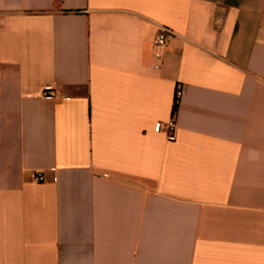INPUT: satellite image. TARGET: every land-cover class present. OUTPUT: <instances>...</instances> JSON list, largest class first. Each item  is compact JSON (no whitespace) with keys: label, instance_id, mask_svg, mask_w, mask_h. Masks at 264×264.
I'll return each instance as SVG.
<instances>
[{"label":"crops","instance_id":"crops-1","mask_svg":"<svg viewBox=\"0 0 264 264\" xmlns=\"http://www.w3.org/2000/svg\"><path fill=\"white\" fill-rule=\"evenodd\" d=\"M0 264H264V0H0Z\"/></svg>","mask_w":264,"mask_h":264},{"label":"built area","instance_id":"built-area-1","mask_svg":"<svg viewBox=\"0 0 264 264\" xmlns=\"http://www.w3.org/2000/svg\"><path fill=\"white\" fill-rule=\"evenodd\" d=\"M172 36H174V32L167 28L161 29L156 35V38L154 40V46L156 48L154 53V59H155V67L158 69L162 66L164 51L168 45V41L170 37ZM172 127L173 124L171 125V130L169 131L170 140L174 139V133L172 131ZM157 128L159 130L161 128V125L158 124ZM35 179L38 182H43L45 180V176L43 173H36Z\"/></svg>","mask_w":264,"mask_h":264},{"label":"trees","instance_id":"trees-1","mask_svg":"<svg viewBox=\"0 0 264 264\" xmlns=\"http://www.w3.org/2000/svg\"><path fill=\"white\" fill-rule=\"evenodd\" d=\"M180 89H176L175 95H174V101H173V107H172V124L175 121L176 115L178 113V109L180 106Z\"/></svg>","mask_w":264,"mask_h":264}]
</instances>
